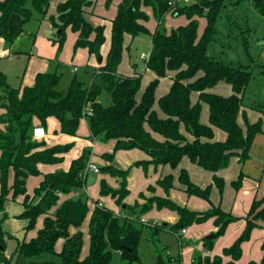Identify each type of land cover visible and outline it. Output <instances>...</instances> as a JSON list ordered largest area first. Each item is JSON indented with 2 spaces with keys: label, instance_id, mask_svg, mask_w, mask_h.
<instances>
[{
  "label": "trees",
  "instance_id": "obj_1",
  "mask_svg": "<svg viewBox=\"0 0 264 264\" xmlns=\"http://www.w3.org/2000/svg\"><path fill=\"white\" fill-rule=\"evenodd\" d=\"M172 1L121 0L116 16L111 19V45L107 58L102 60L95 73L101 76L102 84L92 82L86 85L74 77L66 91L58 89L61 75L57 59L46 71L37 73L33 85L23 89L11 87L6 75L0 72L3 89L0 97L3 109L0 114V214L3 213L0 215V263L9 264L5 251L7 238L12 236L4 229L3 223L7 217L5 202L10 191L14 197L25 196V209L20 216L28 221L27 230L35 226L40 215L44 216L43 226L35 237L16 240L12 255L17 260L25 258L28 262L44 261L47 258H42L43 255H50L61 264H112L114 253H118L126 264L139 263L140 241L145 229L141 218L153 208H169L177 212L178 220L170 226L176 233L191 224L213 220L217 227L214 232L216 237L222 235L231 223L241 219L225 210L221 203H214L211 193L214 185L223 192L225 179L218 172L226 169L233 157H239L241 162L248 159L255 136L263 132L262 121H249L243 110L244 95L253 76L245 65L228 64L209 53L208 45L214 37L215 19L223 0H199L185 4ZM49 3L50 0H0V37L12 45L22 30L15 22L10 25L11 16L19 14L24 23L32 16V6L46 13ZM253 4L264 14V0H253ZM92 5L90 0H66L57 5V15H52L50 22L56 29L52 39L59 44V48L63 45L66 28L71 26L79 33L77 46H86L92 54L101 56L100 50L106 39L105 26H94L89 21L87 14ZM144 5H152L160 18L154 33L145 25L147 14ZM170 11L187 13L191 17L190 24L171 32L161 31L162 19ZM196 14H205L208 18L202 38L198 37ZM146 34L152 35V47L149 58L144 62L145 68L155 72L159 79L171 75L169 91L158 99L164 116L155 108L159 80L151 82L142 97L138 98L142 73L128 76L118 71L126 37H131L134 42ZM127 47L131 52V47ZM221 80L231 86L230 94L213 91ZM103 90L111 94L112 104L108 106L99 100ZM194 92L198 96L196 102L192 99ZM203 102L209 105L210 125L201 121ZM254 109L264 115V105H255ZM240 115L246 129L239 122ZM51 118L59 121L61 133L73 136L77 135L81 119L86 118L93 137L114 138L115 150L139 148L148 156L128 167L115 164L100 166L102 173L115 177L119 184L114 188L102 179L100 194L109 195L117 204L125 206L128 215L119 216L97 201L89 220L90 251L86 256L83 255L82 227L89 213V196L84 192L62 202L55 212L51 208L57 204L61 193L84 188L88 177L82 175L90 159V149L84 148L82 155L72 160L68 170L44 173L40 186L35 190L38 201L34 202L27 193V178L41 173V164H61L73 146L49 145L45 140L38 141L33 137L34 127L42 125L47 128ZM182 126L194 135V140L188 139ZM213 127L223 130L226 138L215 139ZM104 157L106 160L114 159L113 154H105ZM185 157L213 173L212 183L204 187L191 179L186 168L182 167L179 172L181 189L189 196L207 200L209 209L198 211L176 203L171 198V192L176 188L173 173L161 176L156 185L147 188L156 192L160 187L165 195H154L150 198L151 203L140 204L139 199L134 205L125 203L130 193L129 179L135 167L143 168L146 173L150 166L155 170L167 165L175 169ZM11 168L15 172V181L9 188L8 173ZM243 177L241 172L232 181L235 190L241 188ZM145 197V192H141L139 198ZM260 219H264V196L253 200L242 232L223 249L222 254H199L193 258L192 264H237L243 254V244L250 240L255 228L262 227ZM150 229L154 233L165 230L158 225H151ZM214 237L204 238V248L213 249ZM60 239L63 246L57 251L55 246ZM261 247L262 259L259 262L251 260L248 264H264V239Z\"/></svg>",
  "mask_w": 264,
  "mask_h": 264
},
{
  "label": "rangeland",
  "instance_id": "obj_2",
  "mask_svg": "<svg viewBox=\"0 0 264 264\" xmlns=\"http://www.w3.org/2000/svg\"><path fill=\"white\" fill-rule=\"evenodd\" d=\"M63 1L66 0H50L46 13L32 6L31 18L23 23L22 32L12 45L0 37V72L6 75L7 82L11 87H21L23 89L27 85H33L37 73L44 72L50 68L52 63H56L55 59L59 61L58 72L61 75L58 89L66 91L74 77L86 85L92 82L102 84L101 76L95 73L102 62H100L99 58L101 57L104 61L107 58L111 45V19L116 16L121 0H90L93 5L91 8L92 12L87 14L89 21L94 26H105L106 39L101 47V56L99 57L92 54L88 47L77 46L79 33L73 30L71 26H68L65 30V38L61 48L52 39L55 36L56 29L52 27L50 17L57 15V5ZM182 1L181 3L185 4L198 2L199 0ZM143 9L147 14V19L144 21L145 25L151 33H154L158 28L160 18L152 5H144ZM194 19L198 21V37L202 38L208 24V18L205 14H196ZM190 22L191 17L187 13L178 14L170 11L163 17L160 29L161 31L171 32L179 26H188ZM215 29L214 37L208 45L209 53L217 60L235 66L245 65L251 71L253 77L246 89L243 104L247 108L248 120L252 121L253 116H256L258 120L261 115L258 110L254 109V106L264 105V14L256 9L253 0H223L221 10L215 19ZM132 45L133 42L130 47ZM151 47L152 35L146 34L143 37L140 53H148ZM134 63H136V67H134ZM118 71L128 76H132L136 72L142 73V83L138 98L142 97L143 92L151 82L159 80L156 84L155 93L157 100L155 108L160 115L163 113L158 99L170 89V74L159 79L155 72L145 68L144 60L139 55L136 58L132 56L126 45ZM215 89H219L215 92L224 95L232 92L231 86L224 80H221L215 86ZM1 95H3V89L0 86V97ZM192 98L195 102L198 100L195 92L192 94ZM99 100L107 106L112 104L111 94L107 90L102 91ZM2 112L3 109L0 106V114ZM201 121L206 125H210L209 105L206 102L202 103ZM213 128L215 139L220 140L221 138H217L216 132L224 134L223 130L217 127ZM182 131L188 136L189 140H194V135L187 132L185 127H182ZM52 134L56 136L53 143L73 144V146L60 166L42 165L40 169L41 173L32 174L27 178V193L33 198L34 202L39 200V196H36L35 190L40 186L44 173L54 172L58 169L68 170L72 160L80 157L84 148H88L91 151L89 160L94 161V163L100 166L106 163L105 154L114 155V159H107V164H115L120 167H128L137 160L146 158L145 152L139 148L115 150L116 140L114 138L93 137L85 118L81 119L76 136L61 133L60 127L57 130H53ZM155 135L158 138L161 137L157 134ZM182 167H185L189 171L191 179L201 186L205 187L213 181V173L191 163L188 157H185L180 166L175 169L168 165L164 166L162 171V167H159L158 170H155L154 167H149L148 173H146L143 168L135 167L130 177V193L125 203L134 205L138 199L140 204H144L147 201L151 203L150 198L156 195L157 192L147 190L148 186L156 185L162 173L163 175L173 173L174 182L177 187L173 190L171 198L176 203L187 206L190 209L198 211L207 210L210 207V203L207 200L198 196H189L181 189L179 172ZM102 172L101 170L100 173L91 174L95 178V181L92 183H88L87 181L85 184L87 188L83 189L89 196V213L82 227L84 233L83 254L85 255L86 253L89 254L90 251L89 220L96 202H101L102 206L114 210L119 216H121V211H127L123 208L122 204H117L111 196H102L100 194L102 179H105L110 186L114 188L118 187V182L113 176ZM82 176H84V172ZM224 179L225 186L223 192H220L217 186L214 185L211 199L216 204L221 203V206L226 210L231 209L233 206L237 191L232 186L229 175L227 177L224 175ZM14 181L15 172L11 168L8 173L9 188L14 184ZM145 190L146 197L139 198L140 193ZM159 190L161 191V189ZM75 195V190L61 193L57 204L51 208V211L55 212L62 202L75 197ZM24 203L25 196L19 195L14 197L12 191H10V195L5 202L7 217L4 220V227L7 233L12 236L7 238V249L5 251L6 254H9V256L6 255L9 259V264H28L27 259L20 258L16 260V257L12 255L15 242L17 239L29 240L33 236L35 237L43 226L44 216L40 215L35 226L30 230L26 229L27 220L20 216L25 209ZM177 215V212L169 208H153L142 215L148 222H142L145 229L139 247L141 257L139 263L133 264H179L180 262L182 264H191L192 258L197 257L199 254L211 255L205 252L212 250L217 253L223 252V249L230 246L241 233L239 231L241 224L234 222L227 227L222 235L214 237L213 249L205 248L204 251V238L214 234L211 230V228H215L213 222L206 221L200 224H191L187 227L188 233L179 236L180 232L176 233L170 229ZM170 217L174 220L172 221ZM151 225H158L165 230L154 233L150 229ZM260 240L258 235L252 234L250 240L245 243L242 257L238 260L237 264H248L250 259H256L255 255L261 254ZM195 244H200V249H194L193 246ZM55 248L58 251L62 249L61 239L58 240ZM203 251L204 253H202ZM180 254L183 256V260ZM42 258L56 259L50 255H43ZM112 264H126V262L120 258L118 253H114Z\"/></svg>",
  "mask_w": 264,
  "mask_h": 264
},
{
  "label": "crops",
  "instance_id": "obj_3",
  "mask_svg": "<svg viewBox=\"0 0 264 264\" xmlns=\"http://www.w3.org/2000/svg\"><path fill=\"white\" fill-rule=\"evenodd\" d=\"M90 12H92V11L90 10ZM141 39H142V43H143V37ZM132 42L133 41L131 40V37H129V36L126 37V42H125L126 46H130L132 44ZM149 53H150V51L148 52V54ZM138 55L140 56V52L138 53ZM216 90H219V89H215V87H214L213 91L215 92ZM246 109L247 108L244 106L243 110L247 114V110ZM260 115H261V117H259L260 119H258V120L262 121L263 132H260V133H258L255 136V138H254V140L252 142L251 149H250V157L248 159H246L244 162H241L239 157H233L231 159V161H230V165L226 169H223V170L218 172V175H221L223 177H224V175L226 177L229 175L230 178H231V182L234 179L238 178V176L241 174V172L244 173L242 186H241V188L239 190H236L237 194H236V197H235V202H234L233 206L231 207V209H226V210L231 211L235 216L241 218V219L235 221V222H237V223L239 222V224H241L240 226L238 224V226L240 227V230H239L240 232H242V230H243V228H244V226L246 224L245 217L247 216V214H248V212H249V210L251 208L253 200L260 199V198H262L264 196V115L261 112H260ZM161 116H164V113H162ZM256 118H257L256 116H253V119H252L251 122H255L257 120ZM239 122L243 126V128L246 129L245 122H244V119H243L242 115H240V117H239ZM59 127H60L59 121L56 118H51L49 120V122H48V127L46 128L47 136L45 138L41 139V140H45L46 143L49 144V145H55V143H53V140H54V137H56V136L52 134V131L53 130H57ZM216 135H217V138H219V139L221 138L220 140H224V138L226 136V133L224 132V134H222V133L220 134V133L216 132ZM41 140H38V141H41ZM67 154H66V156H67ZM145 155H146L145 159H147L148 156H147L146 153H145ZM105 164H107V160H106ZM42 165H44V164L40 165V169H41ZM56 166H60V164H58ZM98 166H100V165H98ZM121 167H124V166H121ZM150 167L152 168L153 166H150ZM162 169H163V167L161 168V171H162ZM228 169H230V170H228ZM227 171H229V172H227ZM161 176H163V173L159 177H161ZM91 177H92V175L90 174L89 177H88V183H92V182L95 181V178H94V181L90 182L89 178H91ZM115 180L118 182V180L116 178H115ZM129 181H130V179H129ZM85 188H87V185H85L83 189H85ZM83 189L75 190L76 191L75 197H77L80 194L84 193L85 191ZM159 189H161V188L157 187V189H156L157 194L158 195H165V193L162 194L164 192L163 189H161V191ZM144 192H146V190ZM172 193H173V190L171 192V195H172ZM98 203H99L100 206H102L101 202H98ZM123 208H125V206ZM202 211H204V210H202ZM115 213H117V212H115ZM2 214L3 213H1L0 215H2ZM120 215L122 217L127 216L128 215V211H121ZM170 218H171L172 221L174 220L172 217H170ZM141 219H144V221L141 220L142 222H148L145 217H142ZM177 220H178V215L175 218V221H173V222H176ZM209 221L213 222V220H209ZM27 223H28V221H27ZM259 223L262 225V227L255 228L253 230L252 234L258 235L259 238L261 239L260 240V252H261V254L260 255H258V254L255 255L254 257L256 259L253 258V259H250L249 261L254 260V261H258L259 262L262 259V257H263V250H262L261 244H262V241L264 239V219H260ZM213 224H214V222H213ZM3 226H4V223H3ZM214 227L215 228H211V230L213 232H215L217 230V227L215 225H214ZM4 229H5V227H4ZM72 231L75 232V229H73ZM187 233H188V231H187ZM18 240H20V239H18ZM245 243L243 244V248H244ZM196 245L198 246V248H195ZM15 246H16V242H15ZM62 246H63V240H62ZM193 247H194V249H200V244H195ZM14 249H15V247H14ZM204 251H205V248H204ZM204 251L202 253H204ZM205 253H208V254L210 253L211 255L212 254L213 255L222 254V252L221 253H217L214 250L207 251ZM6 255L9 256V254H6ZM83 255L86 256L87 253H86V255L85 254H83ZM181 257H182V260H183V256L182 255H181ZM16 260H17V258H16ZM47 260L48 261L58 262L56 260H51L50 258H47ZM192 260H193V258H192ZM192 260H191V264H192ZM225 260L227 261L228 258L225 257ZM29 263L30 262H28V264ZM185 264H187V263H185Z\"/></svg>",
  "mask_w": 264,
  "mask_h": 264
},
{
  "label": "built area",
  "instance_id": "obj_4",
  "mask_svg": "<svg viewBox=\"0 0 264 264\" xmlns=\"http://www.w3.org/2000/svg\"><path fill=\"white\" fill-rule=\"evenodd\" d=\"M185 2H189L190 0H184ZM176 2H183L182 0H173L172 3ZM140 58L145 61L149 58V54L145 52L140 53ZM47 136V130L44 126L42 125H37L33 129V137L37 140H41ZM100 172V166H98L96 163H94L92 160H89V162L86 165L85 171H84V176L89 177L90 174L92 173H99ZM144 221V219H142ZM187 233V229L184 228L180 231L179 236ZM195 248H198L196 245Z\"/></svg>",
  "mask_w": 264,
  "mask_h": 264
},
{
  "label": "water",
  "instance_id": "obj_5",
  "mask_svg": "<svg viewBox=\"0 0 264 264\" xmlns=\"http://www.w3.org/2000/svg\"><path fill=\"white\" fill-rule=\"evenodd\" d=\"M15 22L18 26V28L20 30H22V27H23V22L20 18V15L19 14H13L10 18V25ZM142 48V39L140 37L136 38L133 42V45L131 46V51H132V54L134 56V58L137 57L138 53L140 52ZM100 62L102 61V58L100 57L99 58ZM89 181L92 182L94 181V178L91 177L89 178ZM215 235L214 234H211V235H208L207 237L208 238H213ZM29 264H61L59 262H55V261H48V260H45V261H32L30 262Z\"/></svg>",
  "mask_w": 264,
  "mask_h": 264
}]
</instances>
